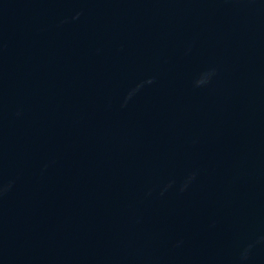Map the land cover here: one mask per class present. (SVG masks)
Here are the masks:
<instances>
[{
  "label": "water",
  "instance_id": "obj_1",
  "mask_svg": "<svg viewBox=\"0 0 264 264\" xmlns=\"http://www.w3.org/2000/svg\"><path fill=\"white\" fill-rule=\"evenodd\" d=\"M0 264H264V0H0Z\"/></svg>",
  "mask_w": 264,
  "mask_h": 264
}]
</instances>
